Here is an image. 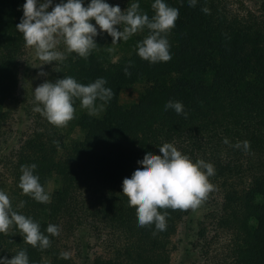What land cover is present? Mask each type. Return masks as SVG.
Masks as SVG:
<instances>
[{"label":"trees","instance_id":"obj_1","mask_svg":"<svg viewBox=\"0 0 264 264\" xmlns=\"http://www.w3.org/2000/svg\"><path fill=\"white\" fill-rule=\"evenodd\" d=\"M61 2L52 0V6ZM164 2L179 9L176 25L166 36L170 61L151 64L139 58L135 45L149 34L145 28L130 37L129 53L115 60L105 41L94 37L98 47L87 59L66 53L67 58L48 72L51 82L72 76L88 84L102 77L115 95L97 116L79 111L80 101L75 100V118L68 124L79 135L67 142L50 123L21 140L14 150L19 176L3 191L15 211L39 223L51 246L34 248L13 227L7 235L0 233V257L11 259L25 250L29 264H74L70 254L61 257L59 236L48 234L46 228L53 224L59 232L67 230L73 234L74 252L86 251L81 220L89 218L116 230L122 239L107 256L86 257L88 264H167L175 210L159 209L168 212L165 231L155 225L139 227L136 210L121 186L141 167L137 161L145 153L160 155L158 147L172 143L186 155L213 164L215 175L209 179L227 182L215 216L217 227L229 235L224 264H264V17L231 14L224 0H197L195 7H189V0ZM24 3L0 0V120L5 100L14 94L25 46L15 27ZM89 3L83 0L85 7ZM132 3H138L149 18L154 15V0H120L121 10ZM130 61L131 75L126 76L124 68ZM134 83L142 85L140 94L135 101L120 104V89ZM169 100L181 102L187 118L165 110ZM243 141L250 143L248 151L234 147ZM31 164L37 166L34 174L43 187L48 178L58 181L49 203L35 201L18 187L21 166ZM235 176H240L242 185L228 183Z\"/></svg>","mask_w":264,"mask_h":264},{"label":"clouds","instance_id":"obj_2","mask_svg":"<svg viewBox=\"0 0 264 264\" xmlns=\"http://www.w3.org/2000/svg\"><path fill=\"white\" fill-rule=\"evenodd\" d=\"M196 3L197 0H189V7H195ZM50 7L51 11L48 10ZM151 9L154 15L149 18L138 3H132L122 11L119 5H110L105 0H90L86 7L83 0H67L66 3L62 0L55 6H52V0H25L23 16L15 27L22 34L25 46L34 49L35 56L43 62L41 65L63 62L67 58L64 52L57 50L61 43L67 53L87 59L98 47L94 40L99 35L96 26L112 38V44L127 41L146 28L149 34L135 45L136 54L151 64L168 62L172 57L166 36L176 25L179 9L170 7L164 0H154ZM202 11L208 13L209 9ZM90 20H94L95 25ZM130 67L131 61L124 68L126 76L131 75ZM40 75L47 74L41 72ZM106 84L102 77L88 84H82L72 76H64L55 82L45 80L33 91L34 103L38 105L33 111L40 113L50 124L65 127L75 118L74 103L78 99L89 116H97L115 95L112 88L105 87ZM97 101L101 103L97 104ZM168 109L187 118L184 105L179 101L169 100L165 104V110ZM224 143L229 141L225 139ZM241 146L248 151L250 143L243 141L234 145L235 148ZM158 148L160 155L147 152L137 161L141 167L134 170L130 178H124L121 187L129 206L136 210L138 226L155 225V229L162 232L167 228L168 212L159 209L186 211L198 208L215 189L209 182V177L215 175V168L202 159L193 162L172 143H163ZM36 167L35 164L21 166L18 187L35 201L49 203L50 195L41 185L39 176L34 174ZM23 205L21 201L20 207ZM13 227L32 247L43 250L51 246L39 223L15 211L8 194L0 191V233L7 235ZM46 232L56 236L59 228L49 224ZM61 257L67 259L69 254L61 253ZM0 264H29V259L26 251L20 250L11 259L0 257Z\"/></svg>","mask_w":264,"mask_h":264},{"label":"rangeland","instance_id":"obj_3","mask_svg":"<svg viewBox=\"0 0 264 264\" xmlns=\"http://www.w3.org/2000/svg\"><path fill=\"white\" fill-rule=\"evenodd\" d=\"M110 5H119L120 0H105ZM66 3V2H65ZM225 10L231 14H239L243 17L253 14L255 17H264V0H224ZM51 11V10H50ZM95 25V21H90ZM97 31L107 45L108 54L112 60L128 54L132 48L131 38L127 41L121 40L112 44V38H108L106 32ZM117 27L118 30L119 26ZM58 51L66 52L65 46L61 43ZM41 65L43 62L35 56L32 48L24 46L20 56V66L17 74V84L12 98L5 100L2 111L3 122L0 126V190L10 189L18 178L16 156L17 149L22 139L26 138L33 130H44L49 127V122L40 113L34 112L33 108L38 106L34 103V89L45 80L51 69L58 64ZM47 75H40V73ZM49 72V73H48ZM142 90L140 83L121 88L118 94V102L127 105L136 100ZM79 111L87 112L79 105ZM0 120V121H2ZM59 133L67 142L79 135L76 127L67 124L65 127H57ZM177 148V147H176ZM185 154L182 149H179ZM186 155V154H185ZM193 162L200 157L188 155ZM240 176H235L228 183L240 186ZM215 186L214 191L208 194L207 199L195 210H175L176 229L170 236L169 261L167 264H224L228 261L229 235L217 227L215 216L220 211L221 193L225 189L223 180H211ZM58 185L54 177L48 178L44 183L45 191L50 194L52 189ZM242 185V183H241ZM83 236L88 239L86 251L74 252V243L71 233L60 229L59 245L62 251L70 254L74 264H88L86 257L91 259L94 255L107 256L111 247L121 241V235L114 229L103 226L89 218L81 220ZM193 256V262H191Z\"/></svg>","mask_w":264,"mask_h":264}]
</instances>
